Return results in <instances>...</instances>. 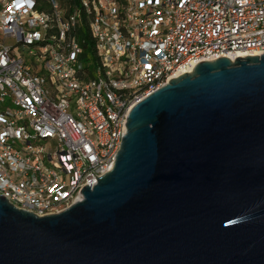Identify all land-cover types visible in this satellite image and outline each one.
<instances>
[{
	"label": "water",
	"instance_id": "1",
	"mask_svg": "<svg viewBox=\"0 0 264 264\" xmlns=\"http://www.w3.org/2000/svg\"><path fill=\"white\" fill-rule=\"evenodd\" d=\"M125 118L63 211L0 195V264H264V53L200 61Z\"/></svg>",
	"mask_w": 264,
	"mask_h": 264
},
{
	"label": "built area",
	"instance_id": "2",
	"mask_svg": "<svg viewBox=\"0 0 264 264\" xmlns=\"http://www.w3.org/2000/svg\"><path fill=\"white\" fill-rule=\"evenodd\" d=\"M247 53H264V0H0V195L63 211L112 169L135 103L200 61Z\"/></svg>",
	"mask_w": 264,
	"mask_h": 264
},
{
	"label": "trees",
	"instance_id": "3",
	"mask_svg": "<svg viewBox=\"0 0 264 264\" xmlns=\"http://www.w3.org/2000/svg\"><path fill=\"white\" fill-rule=\"evenodd\" d=\"M77 40L82 47L81 57L86 61H91L92 65L96 62L94 40L90 34L88 22L83 20L82 25L79 26L76 32ZM93 73H88L86 78H92Z\"/></svg>",
	"mask_w": 264,
	"mask_h": 264
},
{
	"label": "bare ground",
	"instance_id": "4",
	"mask_svg": "<svg viewBox=\"0 0 264 264\" xmlns=\"http://www.w3.org/2000/svg\"><path fill=\"white\" fill-rule=\"evenodd\" d=\"M227 57L231 59L233 57V55L229 54V55H227Z\"/></svg>",
	"mask_w": 264,
	"mask_h": 264
}]
</instances>
